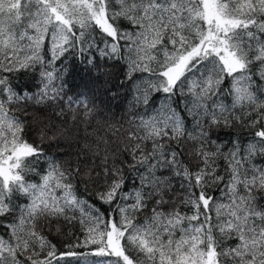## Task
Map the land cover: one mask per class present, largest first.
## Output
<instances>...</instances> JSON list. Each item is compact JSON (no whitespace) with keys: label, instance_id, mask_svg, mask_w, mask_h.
<instances>
[{"label":"snow or ice","instance_id":"1","mask_svg":"<svg viewBox=\"0 0 264 264\" xmlns=\"http://www.w3.org/2000/svg\"><path fill=\"white\" fill-rule=\"evenodd\" d=\"M77 60L120 81L73 91ZM120 96L127 127L104 118ZM236 127L251 140L225 151ZM261 201L264 0H0V264H264ZM62 222L82 237L64 251L43 231Z\"/></svg>","mask_w":264,"mask_h":264},{"label":"trees","instance_id":"2","mask_svg":"<svg viewBox=\"0 0 264 264\" xmlns=\"http://www.w3.org/2000/svg\"><path fill=\"white\" fill-rule=\"evenodd\" d=\"M71 58H72V54L69 53L68 58L65 60V63L67 64L69 60H71ZM74 63H75V67L71 75L68 77V84L71 86L73 91L83 90L86 85L89 87L98 85L105 80H110L113 83H118L120 81V73L123 70L121 65H115L112 63L111 60H109L107 64L103 65V68H102V71L105 73V75L101 76L100 81H95V80H92L91 76H88L85 74V67L79 62V60L75 61ZM93 75H95V70H93ZM13 77H14V82L18 83L21 86L27 84L30 87H32L35 83V81L32 79L29 73H22V74L14 73ZM89 81H91L90 84H89ZM105 86H108V85H105ZM225 87H227V85ZM120 91L123 92L124 90L121 89ZM101 100H104L107 102L108 98L106 96L101 95ZM101 107H103V105H101ZM28 113L36 117L37 119H44L45 121H47L48 119H52L54 122L59 123L58 121H55V117L52 116L51 109H44L41 106L29 107ZM104 118L108 120V122L110 123H117V122L124 123V126L127 127V121L131 117L129 116L128 111H127L126 100H124V98L120 96L115 101L108 102L107 108L105 109ZM27 138L29 140L36 139L35 131L33 130L32 134H30ZM213 138L214 139L218 138L219 141L227 144V148H225V151H227L228 148H231L232 145L230 142L234 141L237 138H239L242 144H246L251 140V136L248 133V129L241 128V127L218 130V132L215 133ZM37 142L39 141L37 140ZM74 148L75 146H73V149L71 150L73 153H74ZM69 151L70 150L68 146L64 143H61L59 145L52 144L50 146L47 143H45L46 154L49 157L55 158L56 160H59L61 162L69 160L70 157L67 154ZM71 159L73 160L75 159L74 154L72 155ZM257 163H261V161L258 159ZM37 167L45 168L47 167V165L44 163V161H41L40 164L37 165ZM223 167H224V164H223V161H221V168ZM128 179H129V187H131V184L133 183L131 175H129ZM38 181H39V177H36L34 182H38ZM80 188L85 197H90L91 200L93 201L96 200V197L93 194L96 191V189L91 184L88 185V190L86 192H84L83 184H81ZM216 195H219V193H216ZM14 202L20 205H23L25 203L23 198L15 200ZM261 202L264 203V201H261ZM97 203L99 202L97 201ZM104 207L107 208V205H105ZM109 211L111 210L109 209ZM17 215H19V211H17ZM11 219H13V217L8 218V220H11ZM117 219H119V214H117ZM42 223H45V222H42ZM59 226L62 227V233L60 235L56 234V227H57L56 224L51 225L50 228L45 226L43 228V231L46 235L49 236V239H51L52 242L57 245V248L60 251L66 250L65 246L67 244H75L78 239H82L78 225L73 226L71 224L62 222ZM2 232L3 230L0 229V233ZM5 238H7L6 235H5ZM78 250L87 251L88 249H78ZM90 259L99 260L100 258L92 257Z\"/></svg>","mask_w":264,"mask_h":264}]
</instances>
